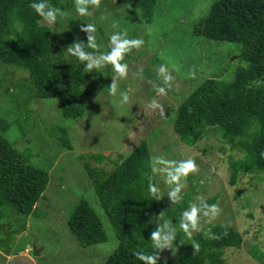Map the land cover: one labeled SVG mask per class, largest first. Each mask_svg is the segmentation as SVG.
<instances>
[{
  "label": "rangeland",
  "instance_id": "1",
  "mask_svg": "<svg viewBox=\"0 0 264 264\" xmlns=\"http://www.w3.org/2000/svg\"><path fill=\"white\" fill-rule=\"evenodd\" d=\"M213 2L157 0L148 24L139 15L124 12L120 6L126 3L121 0H100L98 6L88 5L90 15L79 16L74 5L68 14L59 16L60 26L48 24L61 32L66 16L101 26L104 39L97 36V48H88L94 57L110 50L113 33L143 41L128 53L125 77H118L112 66L101 65L89 71L98 91L87 100L89 113L78 120L63 118L55 100L34 99L26 71L0 67L4 79L0 84V118L10 124L5 137L29 164L47 171L49 179L33 215L25 220L8 212L0 220V264H103L116 243L83 167L86 162L109 171L114 161L120 163L117 155L126 158L140 142L147 146L151 166L156 169L153 173L161 193L159 208L180 201L179 194H185L189 196L186 211L192 206L199 211L202 201L217 196L215 210L207 209L195 230L206 233L210 226L229 225L241 233L244 246L226 251L224 258L231 264H262L249 253L257 245L264 255V179L250 181L249 174L238 175L231 186L228 155H240L230 153L219 135H206L196 145L186 146L172 132L171 119L162 118L167 109L175 111L205 79L230 81L241 65L236 45L190 35V26L208 13ZM161 66L164 73L159 71ZM107 68L111 72L106 77ZM114 81L117 92L111 94L109 86ZM158 88L164 89L163 95ZM121 94L127 95L126 102H122ZM60 129L66 132L70 150L60 140ZM96 154L106 160L88 158ZM189 159L194 161L196 171L188 174L190 179L177 182L180 191L173 200L169 192L177 184L168 183L167 176L177 163L159 161ZM80 200L87 201L101 219L106 242L83 248L70 234L67 223ZM33 248L39 250L36 257Z\"/></svg>",
  "mask_w": 264,
  "mask_h": 264
},
{
  "label": "trees",
  "instance_id": "2",
  "mask_svg": "<svg viewBox=\"0 0 264 264\" xmlns=\"http://www.w3.org/2000/svg\"><path fill=\"white\" fill-rule=\"evenodd\" d=\"M121 1L126 3L120 6L124 12L139 15L145 23L152 22L157 0ZM32 2H45L59 9L62 16L75 5V0H0V67L15 66L26 71L34 99L55 100L63 118L81 119L89 113L87 100L96 95L98 84L90 79L83 62L67 53V48L80 43L88 51V37L103 40V29L92 23L95 32L82 31L90 22L65 16L63 30L57 32L30 8ZM59 16L56 27L60 26ZM190 35L236 45L241 65L230 81L205 79L175 111L167 109L163 120L171 119L172 132L186 146H194L213 134L220 136L230 153L240 155L239 158L228 155L231 186L238 175L249 174L250 181L263 180L264 0H214L208 13L190 26ZM128 57L125 54L121 62ZM110 72L107 68L104 75L107 77ZM2 80L0 74V84ZM9 130V122L0 118V220L8 212L26 220L33 215L47 187L48 172L29 164L14 149L5 137ZM60 132L63 146L70 150L66 132L63 129ZM89 157L97 162L106 160L100 154ZM117 157L120 163L114 161L109 171L86 162L83 167L116 243L103 264H143L133 255L134 251L155 252L159 256L157 264H231L224 254L243 248L241 233L227 224L210 226L206 233L195 230L217 196L202 201L195 229L190 230V235L185 234L179 225L183 212L189 208V196L179 194L180 201L159 208L157 199L148 192V184H155V174L145 143L140 142L126 158ZM187 176L181 180L190 179ZM165 221L169 227L164 230L175 229V236L171 248L157 252L152 248L150 234ZM67 224L70 234L83 248L107 240L101 219L85 200L75 206ZM193 242L199 244L198 250L193 248ZM249 254L264 264V255L257 245L250 248Z\"/></svg>",
  "mask_w": 264,
  "mask_h": 264
},
{
  "label": "clouds",
  "instance_id": "3",
  "mask_svg": "<svg viewBox=\"0 0 264 264\" xmlns=\"http://www.w3.org/2000/svg\"><path fill=\"white\" fill-rule=\"evenodd\" d=\"M99 3L100 0H75V11L79 16H87L91 14L88 10V5L92 4L94 6H98ZM29 6L49 25L56 23L58 14L63 15L62 13H59V9H53L45 2H32ZM81 30L88 33H93L96 31V27L94 24L88 23L87 27ZM121 35H126V33L122 32ZM142 43L143 41L140 39L121 38V36L113 33L109 37L110 50L106 53H101L98 57H94L91 52L85 51V45H82L80 43H74L73 45L69 46L67 48V53L75 57L78 61L83 62L84 68L88 71L99 68L101 67V65L105 66L107 64H110L118 77L123 78L127 75L128 65L126 63H122L121 61L124 60L125 54L129 53L133 48H139ZM86 47L90 49L97 48V44L93 36L88 37V43ZM159 71L161 73H164V67L161 66ZM167 79V76H165V80ZM109 90L111 94H116L117 83L115 81L109 86ZM158 91L160 94H164L163 88H158ZM121 96L122 102H126L128 100L127 95L121 94ZM159 162L177 163V166L174 168V170L170 171L167 176L168 183L177 184V186L169 192V197L175 200L178 198V193L180 191V187L177 182L181 181V178L186 177L190 172L196 171L195 163L191 159L180 162H169L164 160H161ZM153 171H156V169L153 168ZM148 192L152 194L156 199H160L161 193L156 184L150 182L148 184ZM211 207L214 211L215 205H212ZM197 211L198 209L192 206L190 210L183 212V218L179 227L185 232V234L190 235V230L195 229L198 223ZM168 227V222L165 221L163 226L157 227V229L152 231L150 234L152 248L157 252L172 247V241L175 236V229L166 232L164 229ZM192 246L196 250L199 249V244L196 242H193ZM172 252L175 253L176 249L172 248ZM133 255L139 261H142L143 264H157V261L159 259V256L155 254V252H153L152 254H145L143 251H134Z\"/></svg>",
  "mask_w": 264,
  "mask_h": 264
},
{
  "label": "water",
  "instance_id": "4",
  "mask_svg": "<svg viewBox=\"0 0 264 264\" xmlns=\"http://www.w3.org/2000/svg\"><path fill=\"white\" fill-rule=\"evenodd\" d=\"M33 253H34V256L36 257V256H38V254H39V251H38V250H36L35 248H33Z\"/></svg>",
  "mask_w": 264,
  "mask_h": 264
}]
</instances>
